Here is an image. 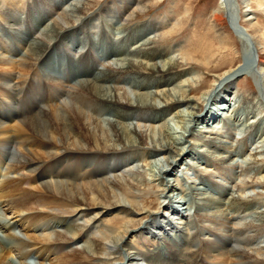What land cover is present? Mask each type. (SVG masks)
<instances>
[{"label": "bare ground", "instance_id": "6f19581e", "mask_svg": "<svg viewBox=\"0 0 264 264\" xmlns=\"http://www.w3.org/2000/svg\"><path fill=\"white\" fill-rule=\"evenodd\" d=\"M93 1L44 0L35 7L0 0V30L21 48L9 51L0 34V264H264V192L244 194L264 191V176L234 189L220 169L234 170L233 154L250 139L242 138L239 149L224 147L226 121L248 128L264 146V60L251 36L233 28L240 61L204 86L194 69L178 67L206 71L225 43L238 53L222 38L226 31L217 47L191 56L185 43L175 50L161 44L181 31L177 20L128 25L146 9L143 0H118L116 13L102 6L85 15ZM234 1L248 4L220 0L212 14L220 29L234 24ZM61 45L69 55L68 83L41 73L53 70ZM175 54H185L180 63ZM240 74L251 75L257 89L242 96L244 119L232 86ZM206 100L215 110L203 114ZM248 150L256 168L247 170L257 174L264 151ZM199 152H206L205 167L187 160ZM211 167L223 183L201 177ZM180 168L204 174L189 184L186 174L176 175ZM208 209L215 211L201 214Z\"/></svg>", "mask_w": 264, "mask_h": 264}, {"label": "rangeland", "instance_id": "374dc122", "mask_svg": "<svg viewBox=\"0 0 264 264\" xmlns=\"http://www.w3.org/2000/svg\"><path fill=\"white\" fill-rule=\"evenodd\" d=\"M24 1H25L26 5H28L30 2H31L30 4H32V2H33L35 7H38V4L42 3L44 0H24ZM117 1L118 0H94L93 2L90 3L89 8L84 11V14L88 15V16L91 14H99L98 11L102 6H106L105 11L112 8L114 10L113 13H116L117 11L114 8L113 2H117ZM143 3L146 7L144 12L139 13L137 17L133 18L128 23V25L129 26H135V25L139 26V25H141L145 22H148L150 20L157 21V20H160V18L165 20V18H167V17H169L175 21L177 20L181 24L183 23L181 31L176 32L174 34V36H171V38H169V40H167L165 42H161V44H163L164 46L167 44L166 47H173L175 50L177 48L176 46L185 43L184 48L186 49L185 54H187V55L193 56V55H196L198 53L206 52L213 45L215 47H217V41L219 40L218 35L220 33H223L224 31H226L224 33H228L227 35H229V36H227V38H224L222 36L221 37L224 40H226V42H230L238 50V53L230 50L227 47V43L222 44V48H224V45L226 46V48L223 49V51H221L218 58L215 61H213V64L206 71L201 70V69H204L201 65L192 64L191 65L192 68H191L190 64L188 66L181 64L180 63L181 59L185 56V54H181V55L175 54L174 55V59L177 57V59H175V61L180 63L178 70L182 71V70H187V69H194L196 71V73H199V77H200L199 80L200 81L203 80L204 86H205V84H208L210 82L211 76L219 75L221 72H223V70H225L231 64H232V66H234L240 61V58H241V42L239 40L240 36L235 34L236 28H241L243 26L247 30L248 34L251 36V39L253 40V44L255 45L254 47L256 49V53L258 55H260V57H262V60H264V41H263L264 40V0H245V3L246 4L248 3L246 8H245V5H243L239 2L237 3V1L236 2L234 1L233 11L235 13L234 15H235L236 19H235L233 25H228V27L225 29H220L218 27L217 23L215 24V21L212 18V14H213L214 10L218 8L220 0H143ZM26 5L24 7H26ZM248 9H250L249 10L250 12H244L243 13V11L248 10ZM26 13H30V10H29V12L27 11ZM113 13H110V14H113ZM249 13H251L250 17L252 18L251 21H249L250 23L246 22L245 18H244V15L249 14ZM34 15L37 16L36 17L37 19L39 18L38 15H36V13H34ZM24 16H22V17H24ZM114 20H116V19H114ZM30 22L32 23V25L35 23V21H33V20ZM27 25H28V23H26V26ZM39 27H40V24H39ZM23 28H25V27H23ZM170 29H171V27H169L167 29V31ZM23 30L24 29H22V32H23ZM218 30H220L221 32H219ZM109 32H111L110 29H109ZM0 34L3 35L4 39H6V47L9 51L13 52V51L19 50L21 52L20 45L17 46L14 43V41L12 39L7 38L1 30H0ZM160 35L161 34L158 33V37ZM256 35H257V38H256ZM110 36H111V33H110ZM223 36L226 37V34H223ZM200 38H201V40H200ZM98 45H99V43H97V46ZM0 47H3V46H1V41H0ZM1 52H2V50L0 49V53ZM98 54H100V53H98ZM107 54H110V52ZM57 55H58V57L54 56V58L58 59L59 61L53 59V70L50 73L49 72L45 73L44 70L43 71L41 70V73H42V75H44L43 77H45V78L52 77V78H56L60 82L61 81L67 82L68 78H71V77H68L69 76L68 72H69V68H70V61L68 58V56H69L68 52L61 45V46H59V50L57 52ZM75 56L78 57V55H75ZM99 57L101 59H103L105 56L99 55ZM88 60H89V58H88ZM74 61H75V67L78 68V67L82 66V65L78 64L77 59H75ZM80 61L84 62V59H81ZM64 65H65V67H64ZM88 65H90L89 62H88ZM197 66H199V67L197 68ZM90 68H91V66H89V69ZM89 69H88V73H89ZM48 75H50V76H48ZM79 76H76V77H79ZM82 77L83 76H80V78H82ZM44 82H45L44 84L48 87L49 85L47 84V82L45 80H44ZM232 86H233V89H235V92H238L237 94L239 95V97L235 98V101H236L235 106H237V105L239 106L238 116L242 115L241 118L244 119L245 114L242 112H244V110H245L244 109L245 104H244V101H242V99H243L242 96H245V95L247 96L248 94L251 95L252 91L257 92L255 83L252 80L251 75L240 74L235 78V80H233ZM194 96H196V98H198L199 95H194ZM234 102H232V103H234ZM243 104H244V106H243ZM210 108L213 109V111L215 110L214 109L215 107L212 105V102L210 100H206L205 103L203 104L201 111L204 114V113L208 112V109H210ZM169 115H166V116H169ZM171 122L172 121H169V123H170L169 127L172 125L171 127L174 128V125H177V124L174 122H172V123ZM226 123H228V124H226L227 129L230 130L231 133H230V135H228V134L224 133V132H226L225 129L222 130L223 131L222 136H221V138L220 137L219 138L222 141L226 140L225 143L223 142L224 147H226V146L228 147L232 143L234 148L239 149L241 144H239L238 142L242 138H244L245 136H246V138L247 137L250 138V139H247L249 141V142L247 141V143H246L247 148L244 149L243 151H238L239 153H241L240 155L233 154V156H235V158H236V161H235L236 163L234 164V162H233L234 165L232 164V167H234V170L231 171L230 168L223 167L226 165H223L222 168H220V169L224 168L222 170V173L224 175H226V177H227V182L225 183V186L226 187L234 186L233 188L236 189V186L240 185L242 181H250L249 177L252 178L254 175H255V177L264 176V169L259 170L257 172V174H256V172H254L252 170H249V172H250L249 173L247 170V169H252L255 167L252 164V160L247 161V159H249V156H248L249 150L248 149H251L253 151L256 148H258L259 152H263L264 146L261 147L262 144L260 145V144L254 143L256 141V139H253L254 133L251 132V133H253V135H251V133L249 134L248 128L244 129L243 127H241L239 130L237 127V124L235 125L236 127L234 126V128H233L231 126V122L226 121ZM199 126L203 127L201 124ZM209 126L213 127V126H215V124L210 123ZM248 134H249V136H248ZM196 150L201 151L200 148H196ZM212 151H214V153H212V154L216 153V155H219L221 153L220 150L211 149V152ZM204 155H206V152L205 153L199 152V154L197 156L198 160L196 159V157H191L187 160L190 163H193V164L195 163L194 165H196V166L199 165L201 167H205L206 165H204L203 163L205 162V160L207 158ZM159 156L160 155H158L157 158ZM159 158H161V156ZM260 159H264V155L261 156ZM200 164H203V165H200ZM183 169H184V167H183ZM183 169L182 170H181V168L178 169V172L176 173V175L178 177H180L181 175L186 174V178H187L186 181L189 184L191 183V181L194 184H198V180H197L198 176H200V174L201 175L204 174V173H200V172L196 173V171L194 172V170H189V171L185 172ZM241 169L247 170V171H245L243 173L244 175L239 177ZM205 170H207V171L201 177L207 178V176L209 175L208 177H209V180L211 181L212 185L214 183L215 184L223 183V177L224 176L219 175V168L213 169V167H211V168H206ZM203 189L207 191V194L209 196H210V194H212L214 197H218V195L214 194L215 192H213L208 186L203 187ZM260 192H264V191L262 189H260V187H259V188H254L253 192L246 190L244 192V194L247 196H249V195L253 196L256 193H260ZM201 197H203V196H201ZM147 199H150V196H147ZM175 203H176V201L173 200L172 205H175V207H177V204H175ZM181 208L182 207L178 206V209H181ZM193 210H194V208L190 211V213H192ZM202 211L210 213V211L213 212L215 210H209V209L208 210H200L201 214H204ZM163 257L164 256H161V258H163ZM179 264H185V263L179 262Z\"/></svg>", "mask_w": 264, "mask_h": 264}]
</instances>
